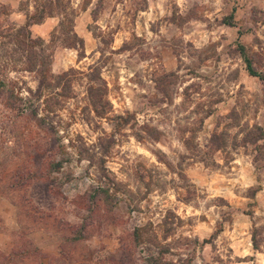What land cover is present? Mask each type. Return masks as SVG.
Listing matches in <instances>:
<instances>
[{
  "label": "rangeland",
  "instance_id": "obj_1",
  "mask_svg": "<svg viewBox=\"0 0 264 264\" xmlns=\"http://www.w3.org/2000/svg\"><path fill=\"white\" fill-rule=\"evenodd\" d=\"M37 3L0 0V78L24 98L40 90L41 78L28 71L31 43L22 48L17 34ZM62 4L65 11L29 26L51 61L46 82L71 74L70 91L45 87L39 102L38 118L56 133L41 132L0 99V252L29 242L46 255L33 259L42 264H144L163 247L175 264H264V231L261 252L251 241L254 223L264 227V162L246 142L253 126L264 131V83L249 75L239 50L264 74V0ZM233 8L236 26L223 25ZM73 34L84 48H67ZM95 71L101 80L92 85ZM97 85L93 99L104 108L92 105ZM214 136L222 148L210 153ZM52 139L58 144L48 152ZM33 148L65 160L48 179L60 194L47 196L37 181L2 194L10 175L28 171ZM257 185L250 208L247 194ZM105 188L109 197L99 192ZM220 222L223 232L200 246ZM138 228L148 231L140 245ZM81 230L85 239L73 241Z\"/></svg>",
  "mask_w": 264,
  "mask_h": 264
},
{
  "label": "trees",
  "instance_id": "obj_2",
  "mask_svg": "<svg viewBox=\"0 0 264 264\" xmlns=\"http://www.w3.org/2000/svg\"><path fill=\"white\" fill-rule=\"evenodd\" d=\"M39 3L35 5V13L32 14L31 16H28V23L26 28H21L17 34V37L22 38L19 40V43L22 45V48H25L26 46V40L29 41L30 44V52L28 55V66L27 69L28 71L31 72H38V75H40V80H41V85H40V90L37 91L36 93H30L29 98H24L19 96L20 93L15 92V88L10 85L9 88L7 87V84L5 83V80L0 78V99L1 98H6V101L4 103V107L9 111V112H16L18 115H22L24 113L29 114V120H35L40 124V128H42L41 132H44L45 134L47 131H50V134H55V126H49V124L46 123V120L43 118H38L39 116V102L41 101V98L44 96V90L45 87L51 89L54 87H61L62 85H65V87H62L63 91L66 93L67 91H70L71 86L70 84L72 83V80L69 78L70 73H64L63 75H57V81L55 84H51L49 82H46V78L48 76L49 70H47V65L50 66L51 61L48 59L45 55L46 51L44 50L43 42L38 39L35 40L31 37V32L29 30V26L32 24H42L46 19L54 17L56 14V11L59 13L63 12L66 10L65 6L62 4V0H44L40 1L38 0ZM236 8H233L232 12L230 15L224 17L222 24L227 25L230 27H235L236 26V21H235V15H236ZM66 46L67 48H75L77 49L78 47L84 48V42L77 37L76 34H73V36H68L66 39ZM39 50V53H36V50ZM240 50V55L245 63L246 70L249 73L250 76L255 77L260 79L264 83V74L260 73L255 70V65H254V59L252 56H250L247 53V50L243 46H239ZM95 74L90 77V80L92 82V85L95 83L99 82L101 80V73L98 71L94 72ZM6 89H9L6 91ZM101 85H97L96 87H91L90 86V98L92 100V105L98 108L96 104H99L102 106L101 108L105 107V101L100 98L98 101H95L93 98L96 96L98 93H100ZM21 92V91H19ZM49 99L48 101H50ZM97 113L99 114V110L96 109ZM104 113V111H102ZM47 126L49 128H47ZM216 136H214L210 140V145L208 147V151L210 153H214L217 150H219L220 145L217 140ZM28 141L31 143L34 140V136L32 135L30 137V140ZM247 144H250L254 147L257 155L255 158L256 163H261L264 162V131L260 126H253L251 129V132L247 134V139H246ZM32 143H37V141L32 142ZM38 144V143H37ZM58 144V141L56 139H52L51 142H49L50 149L49 151H53L56 145ZM36 148H33V150ZM32 154L29 157L30 165L26 168L28 169L27 172L24 171V169L21 171V169L16 170V173L10 175V182H8V186L5 187L6 189L2 191V194H6L7 190L9 192L11 191H17L20 190L21 188H27L31 186L33 183L37 181L40 183V185L45 187V192L47 196L50 195V192L60 194V190L55 191V186H52V183L48 181L50 176H52V173L54 171H60L63 168L64 165V159L60 161H54L53 159L50 158V156H53V153H45L42 152V150L38 151L36 149L35 151L31 152ZM50 158V159H49ZM31 159V160H30ZM33 164H35V171H33ZM17 169V168H16ZM45 170L46 176L44 175H38V172ZM19 177V178H17ZM57 177H52V181H57ZM13 182H17L16 184H13ZM5 186V185H4ZM262 190L261 185L254 186L249 189L247 198L253 201V203H250L249 206L250 208L256 207L257 203L255 202L257 194ZM100 193H103L106 197H109V188H105L99 191ZM250 217L253 218L254 216V211L249 210L247 213ZM231 213H225L224 214V221L225 220H230L231 219ZM27 218L31 220L32 223L38 222L37 218L32 215V213L28 212L27 213ZM219 228L215 231V233L212 235V237L208 240H204L203 243H199L200 246L202 245H207L213 243V241L223 232L224 225L220 222L219 223ZM84 230L78 231L79 234L77 233L76 240L73 241H78L80 238L85 239L84 237ZM264 231V227H259L256 223H254L252 227V234H251V241H252V247L255 252H261L262 251V232ZM148 234V231L146 228H138L133 232L134 239L137 241V244L140 245L141 242L143 241L144 236ZM17 238V237H16ZM23 239V238H22ZM25 240V239H24ZM156 244V243H155ZM170 252L166 248H161L160 251L157 253V256L149 255L148 258L145 260L144 264H175V262L167 260V255H169ZM64 255V254H63ZM35 256H46L41 253L38 249L31 248L30 244L28 242V247L25 245V249L21 250L17 246V242H14V247L12 251L9 254H4L0 252V264H42L41 262L33 261ZM65 256V255H64ZM71 260V259H70ZM254 260V259H252ZM73 261V260H71ZM238 262H242V260H238ZM113 264H118L116 261L113 262ZM181 264H192V259H186L181 262Z\"/></svg>",
  "mask_w": 264,
  "mask_h": 264
}]
</instances>
